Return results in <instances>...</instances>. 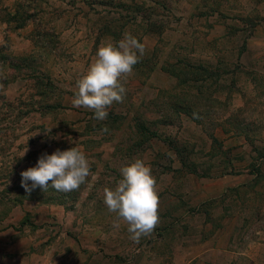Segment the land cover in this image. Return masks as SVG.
<instances>
[{"label": "rangeland", "instance_id": "374dc122", "mask_svg": "<svg viewBox=\"0 0 264 264\" xmlns=\"http://www.w3.org/2000/svg\"><path fill=\"white\" fill-rule=\"evenodd\" d=\"M16 1L0 4L14 8ZM31 1L37 17L24 29L0 26V231L17 222L20 209L27 214L23 225L34 228L39 212L75 209L86 193L100 197L105 187L117 186L120 169L135 159L154 163L157 185L170 184L172 178L164 174L172 172L174 160L165 144L152 139L154 127L169 135L200 176H254L249 188L231 191L221 206L233 214L236 244L260 239L264 89L256 91L252 86L264 88V76L260 51L256 52V44L250 50L249 41L261 18L255 6L264 0ZM125 33L142 44L149 33L156 45L143 44L145 53L124 84L123 102H114L107 119L98 121L94 112L73 107L76 82L87 73L99 47L119 42ZM134 69L145 86L155 84L160 89L155 100H150V90L133 83ZM11 84L16 85V96L6 98ZM150 102L155 105L148 106ZM155 114L168 116L178 129L166 133L163 122L153 120ZM182 114L194 118L195 124L183 122ZM105 126L109 131L102 133ZM72 147L83 150L93 174L79 190L63 193L49 187L45 192L37 187L26 192L21 187L20 173L35 167L42 154ZM183 178L187 175L174 176V180ZM86 207L85 203L82 212ZM215 207L216 201L209 202L203 211ZM192 220L196 223L191 219L180 225L188 227Z\"/></svg>", "mask_w": 264, "mask_h": 264}, {"label": "crops", "instance_id": "0c3cea01", "mask_svg": "<svg viewBox=\"0 0 264 264\" xmlns=\"http://www.w3.org/2000/svg\"><path fill=\"white\" fill-rule=\"evenodd\" d=\"M255 7L261 18L255 22L249 48L251 50L252 44H256V52L260 51L259 64L264 76V2ZM153 37L146 34L143 44L150 46L153 43L155 46L156 40ZM134 74L133 83L135 81L140 88L150 90V100H155L160 89H156L155 84L145 86L137 75V69H134ZM155 75L157 71L153 72L150 81L155 79ZM258 87L264 89L257 85L252 86V89ZM16 92V85L11 84L6 89V98H15ZM134 101L141 104L137 97ZM154 105L155 102L148 103L150 107ZM155 115L153 120L163 122L166 133L178 129L168 121V116ZM181 120L195 124V119L186 114H182ZM150 130L156 135L152 139L165 144L166 152L174 160L171 161L172 172L164 174L170 176L172 182L165 186L156 185L160 200V223L151 236L142 237L139 244L134 243L129 238L126 222L119 220L120 228H113L117 215L108 211L104 204V194L94 198L86 193L75 209L54 207L52 212H39L34 218L37 225L34 228L28 224L23 225L27 214L20 209L15 214L17 222L8 226L7 231H0V264H264V230L257 233L262 235L260 239L251 238L243 246L236 244V228L231 222L233 214L231 210L227 213L221 206L231 191L249 188L254 176L250 173L217 178L195 175L190 171L189 163L184 165L177 151L170 145L173 140L168 139L169 135L164 136L158 128L151 127ZM116 149L111 148L110 152ZM143 161L153 168L152 161ZM262 162L264 165V159ZM180 173L186 174L187 178L174 180V176ZM215 201L216 207L212 211H203L207 203ZM85 203L88 207L82 212ZM191 219H196V223L192 220L188 227L180 225L185 226ZM197 221L200 226H197Z\"/></svg>", "mask_w": 264, "mask_h": 264}, {"label": "clouds", "instance_id": "9594fccd", "mask_svg": "<svg viewBox=\"0 0 264 264\" xmlns=\"http://www.w3.org/2000/svg\"><path fill=\"white\" fill-rule=\"evenodd\" d=\"M144 53L145 46L128 33L115 44H102L87 73L76 82L73 107L94 112L95 120H106L113 103L123 102L126 95L124 84ZM101 131L106 133L109 129L105 126ZM120 172L122 179L117 186L104 188V204L109 212L117 215L113 228L119 229V220H123L128 225L129 238L139 244L141 238L151 236L160 223L157 181L151 167L141 159L122 167ZM20 175L21 187L26 192L37 187L47 192L51 187L57 192L70 193L79 190L93 174L83 150L72 147L65 151L57 149L51 155L42 154L35 167ZM29 181L32 182L31 188Z\"/></svg>", "mask_w": 264, "mask_h": 264}, {"label": "trees", "instance_id": "16d2710c", "mask_svg": "<svg viewBox=\"0 0 264 264\" xmlns=\"http://www.w3.org/2000/svg\"><path fill=\"white\" fill-rule=\"evenodd\" d=\"M0 2L3 3L5 2V0H0ZM26 3L28 5L23 3L22 0H17L14 4V8H10L8 6L2 8L0 4V26L6 25L8 28H13L16 31V30L24 29L29 22H32L34 18L37 17V14L29 6L31 5L32 1L28 0ZM148 32H153L151 26ZM151 137H156V135L151 133ZM211 139L214 143L218 142V139L214 135H211ZM170 145L177 151L183 164L186 165V160L182 157V152L178 148V145L173 141L170 142ZM190 171L195 175H199L196 169L191 168ZM30 198H34V197H30Z\"/></svg>", "mask_w": 264, "mask_h": 264}]
</instances>
